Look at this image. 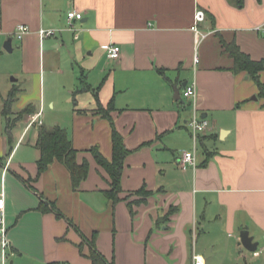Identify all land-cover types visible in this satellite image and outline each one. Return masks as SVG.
<instances>
[{
  "label": "crops",
  "instance_id": "0c3cea01",
  "mask_svg": "<svg viewBox=\"0 0 264 264\" xmlns=\"http://www.w3.org/2000/svg\"><path fill=\"white\" fill-rule=\"evenodd\" d=\"M199 10L206 37L197 42ZM70 11L83 19L70 23ZM19 25L30 29L22 40ZM42 29L55 34L41 38ZM226 44L264 66V0H0L7 264H93V246L113 264H192L194 251L205 264H247L240 242L236 253L219 239L248 229L264 246V97L247 72L233 70ZM112 46L119 59L109 58ZM259 76L264 84V70ZM193 81L195 103L182 95ZM30 105L35 113L16 121ZM36 115L42 125L29 128ZM194 115L210 123L197 141ZM40 126L67 130L78 163H89L78 189L59 161L39 175ZM114 129L131 152L115 203L91 152L112 161ZM187 152L196 166L182 167Z\"/></svg>",
  "mask_w": 264,
  "mask_h": 264
},
{
  "label": "trees",
  "instance_id": "16d2710c",
  "mask_svg": "<svg viewBox=\"0 0 264 264\" xmlns=\"http://www.w3.org/2000/svg\"><path fill=\"white\" fill-rule=\"evenodd\" d=\"M242 2V0H241ZM226 50L231 54L234 59V69L236 72H247L256 82L260 90V96L264 97V84L260 81V72L264 70L262 62L252 60L248 55L243 53L236 45L226 44ZM17 93H12L5 102L4 114L8 115L12 112V105L16 101ZM36 109L33 105L28 106L21 112L16 121H22L26 115L35 113ZM108 112V111H104ZM103 112V113H104ZM108 115L107 113L103 114ZM109 116V115H108ZM37 147L40 149L41 157L38 161L39 175L45 172L50 165L59 161L63 163L71 173L73 187L78 189L80 184L88 177L89 163L85 161L79 164L77 161L78 151L73 147L71 138L67 130L56 126L48 129L45 126L39 127V136L37 140ZM94 158L99 166L104 168L111 178V189L105 194L108 199L114 203L119 201V193L122 190L121 178L124 169V162L126 157L131 153L126 147L124 138L121 134L113 130V158L109 161L98 150L93 148L91 150ZM144 195H149L148 192L141 191ZM45 205L40 207L44 211ZM91 259L93 264H113L109 263L107 259L93 246L91 251Z\"/></svg>",
  "mask_w": 264,
  "mask_h": 264
},
{
  "label": "built area",
  "instance_id": "2783aa9c",
  "mask_svg": "<svg viewBox=\"0 0 264 264\" xmlns=\"http://www.w3.org/2000/svg\"><path fill=\"white\" fill-rule=\"evenodd\" d=\"M68 20L72 23L75 20H82L83 14L77 11H70L67 14ZM206 15L205 12L199 10L195 15V36L196 41L199 42L200 39L205 38L206 35L202 33L199 29V24L205 21ZM30 33V29L26 25H19L17 29L16 37L19 40H22L24 36ZM55 34L54 30H40L39 35L41 38L51 37ZM121 53V48L118 46H112L108 49V56L111 59H119ZM195 63H198V58L195 57ZM183 97L185 100L194 102L198 97L197 84L195 81L187 84L183 91ZM35 124L42 125V122L38 120V115L32 116L28 122V127H32ZM188 127L192 132V136L194 141H197L200 134L205 133L210 128V123L207 119H199L196 115L188 122ZM182 167H186L187 165L196 166V157L194 152L185 153L182 161ZM9 238H8V228L6 225V203L4 197H0V255H1V264H7L9 260ZM264 254V246L258 247V249L253 252L254 257H259ZM201 260L203 264H205V258L202 255L197 253H193L192 264H200Z\"/></svg>",
  "mask_w": 264,
  "mask_h": 264
},
{
  "label": "rangeland",
  "instance_id": "374dc122",
  "mask_svg": "<svg viewBox=\"0 0 264 264\" xmlns=\"http://www.w3.org/2000/svg\"><path fill=\"white\" fill-rule=\"evenodd\" d=\"M222 243L226 244L228 242H232V245L235 247L236 249V253L240 252V250H238V244L240 242V234L236 233V234H232V235H228L226 234L225 236L221 235V238L219 239ZM242 251L244 252V254L247 255V264H260L263 260H264V254L261 255L260 258H256L253 256L252 252H249L248 250H246L244 247L242 248ZM205 255V254H204ZM207 260H212L213 262H216L215 264H230L229 260H224L222 261V259L220 260V258L218 259H207ZM240 264H245V261L242 260L239 262ZM231 264H235L234 262H231Z\"/></svg>",
  "mask_w": 264,
  "mask_h": 264
},
{
  "label": "water",
  "instance_id": "95a60500",
  "mask_svg": "<svg viewBox=\"0 0 264 264\" xmlns=\"http://www.w3.org/2000/svg\"><path fill=\"white\" fill-rule=\"evenodd\" d=\"M5 49L8 52H12V40H8L5 45H4ZM187 86V83L184 84V87ZM175 90V99L176 100H180L181 99V88L176 86L174 88ZM240 244L249 252H255L259 245L260 242H255L254 241V237L250 235V231L248 229H242L240 232ZM206 257H209V254L206 253Z\"/></svg>",
  "mask_w": 264,
  "mask_h": 264
},
{
  "label": "clouds",
  "instance_id": "9594fccd",
  "mask_svg": "<svg viewBox=\"0 0 264 264\" xmlns=\"http://www.w3.org/2000/svg\"><path fill=\"white\" fill-rule=\"evenodd\" d=\"M200 264H203V261L201 260Z\"/></svg>",
  "mask_w": 264,
  "mask_h": 264
}]
</instances>
